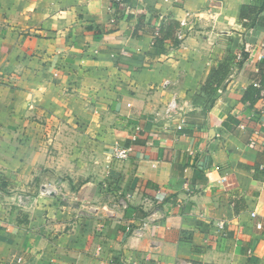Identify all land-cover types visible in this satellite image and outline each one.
<instances>
[{
  "label": "crops",
  "instance_id": "obj_1",
  "mask_svg": "<svg viewBox=\"0 0 264 264\" xmlns=\"http://www.w3.org/2000/svg\"><path fill=\"white\" fill-rule=\"evenodd\" d=\"M249 2L0 0V264H264V97L240 101L264 60ZM171 19L183 41L154 48ZM100 116L102 174L45 184L52 121Z\"/></svg>",
  "mask_w": 264,
  "mask_h": 264
},
{
  "label": "rangeland",
  "instance_id": "obj_2",
  "mask_svg": "<svg viewBox=\"0 0 264 264\" xmlns=\"http://www.w3.org/2000/svg\"><path fill=\"white\" fill-rule=\"evenodd\" d=\"M39 122L48 127L44 118ZM108 124V119L104 116H100L99 120L90 118L77 125L64 120L61 122L53 120L50 125L51 140L48 152L52 156L54 166L39 170V175L43 176L44 173L49 178L45 184H49L59 192L63 187L66 191H78L92 177L100 176L104 170V157L107 154L105 132ZM38 186L39 183L36 187ZM37 190L32 189V192L35 193ZM12 192L7 190L5 194L9 195ZM28 192L24 190L21 193Z\"/></svg>",
  "mask_w": 264,
  "mask_h": 264
},
{
  "label": "trees",
  "instance_id": "obj_3",
  "mask_svg": "<svg viewBox=\"0 0 264 264\" xmlns=\"http://www.w3.org/2000/svg\"><path fill=\"white\" fill-rule=\"evenodd\" d=\"M239 19L245 22L247 27L263 26L264 27V0H250L249 3L241 5L239 11ZM141 19L135 27V32L139 28ZM179 26L178 22L175 20H168L163 23L157 31L153 33L152 46L154 48L162 49L164 40L171 39L174 44H178L179 41L174 38V30ZM233 56L227 57L224 61L219 62L217 65L213 66L209 72L205 85L210 88V90L216 89V87L224 80L229 72L230 63ZM244 60V59H242ZM242 60L241 63H242ZM258 76L257 84H250L246 87L243 92L240 101L243 103H248L249 106L253 105L259 98L264 97V93L261 90L264 89V60L257 63Z\"/></svg>",
  "mask_w": 264,
  "mask_h": 264
},
{
  "label": "built area",
  "instance_id": "obj_4",
  "mask_svg": "<svg viewBox=\"0 0 264 264\" xmlns=\"http://www.w3.org/2000/svg\"><path fill=\"white\" fill-rule=\"evenodd\" d=\"M176 39L179 41V43H181L184 39V35L183 33L178 30L176 33ZM255 86H258L257 83H254ZM176 101L175 98H172L166 107L165 113L167 114V116H173L176 113ZM182 123L183 120L181 119L179 124L177 125V129H181L182 128ZM131 152V147H126V146H121L118 144H113L111 146V154L115 159L121 160V159H126L129 156V153ZM44 191L46 193H50V189L45 188ZM252 216H254V213H252ZM147 223V222H146ZM146 223H144L143 225H145ZM219 227H222V223L219 224ZM129 230V226L126 228V231Z\"/></svg>",
  "mask_w": 264,
  "mask_h": 264
}]
</instances>
